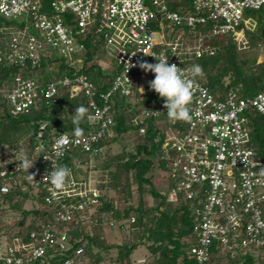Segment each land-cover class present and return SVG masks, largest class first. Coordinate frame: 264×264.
<instances>
[{
    "label": "built area",
    "instance_id": "1",
    "mask_svg": "<svg viewBox=\"0 0 264 264\" xmlns=\"http://www.w3.org/2000/svg\"><path fill=\"white\" fill-rule=\"evenodd\" d=\"M247 10L264 14V0H192L183 11L172 9L171 0H0V73L12 69L10 79L0 85V108L13 116L30 114L68 92L87 98L90 124L88 132L54 136L46 134L48 123L43 121L31 144L1 150L0 192L7 193L12 185L32 189L34 195L43 192L52 211V221L32 229L27 240L0 234L1 262L38 264L48 254L74 249L69 226L87 218L86 212L101 202V186L113 180L109 172L114 168L95 169L91 163L104 156V143L118 134L114 98L139 102L130 116L131 124L140 126L139 136L146 134L149 120L164 132V192L169 203L186 202L193 209L191 258L210 264L218 249L231 257L256 253L264 260V158L252 145L251 126V117L264 115V90L249 97L234 87L214 91L202 65L219 48L214 38L230 37L238 50L249 48L258 19L246 16ZM89 38L100 42L117 65L111 66L107 91H99L85 72L93 63L86 61L88 48L94 49L86 43ZM151 54L166 55L169 64L184 68L193 81L190 121H169L163 99L143 102L142 86L153 73L138 62L157 63ZM43 58L55 74L60 64L70 74L47 80L40 74ZM129 63L137 66L125 75ZM195 65L201 73L193 74ZM74 151L88 155L90 170L85 173L82 159H75L66 185L56 189L50 173ZM25 155L36 159L28 171L18 167ZM83 252L78 246L75 255L81 258ZM64 264L77 261L67 257Z\"/></svg>",
    "mask_w": 264,
    "mask_h": 264
},
{
    "label": "trees",
    "instance_id": "2",
    "mask_svg": "<svg viewBox=\"0 0 264 264\" xmlns=\"http://www.w3.org/2000/svg\"><path fill=\"white\" fill-rule=\"evenodd\" d=\"M191 4L192 0H171V8L177 11L190 8ZM257 19L256 31L249 35V48L253 46L262 47L264 44V14L260 12L257 15ZM86 43L88 47L93 46L94 49L90 50L88 48L87 50V64L93 63L85 69V72L96 83L99 91H107L113 76L103 72L99 62L96 61L100 57L97 54V45L92 43L91 38ZM213 44L219 46L216 54L202 60V65L207 73V82L212 90L222 91L229 87H234L242 97L253 96L264 90V62L257 63L258 55L250 60H239L238 51L241 50L237 49L236 44L230 37L214 38ZM98 49L100 50V48ZM95 55L98 57H95ZM48 61V59L43 58L40 68L41 76L47 80L53 74L57 76L70 74L64 67V64H60L61 69L55 74V71L52 72L48 68ZM11 75L12 69L2 70L0 73V85H2L5 79H10ZM226 77L230 79L228 84L225 82ZM113 101V117L118 134L114 139L104 143L107 145L122 139L124 141L128 140L129 135L133 133L139 136L138 130L140 126H134L130 121V116L138 110L139 102L128 101L125 98H114ZM150 101L161 103L162 98L148 87L143 102ZM79 106H84L87 109L88 104L85 96L73 98L70 97L68 92H62L58 98L50 100L48 104L43 105L40 109L30 114L13 116L7 112L6 107L0 108V152L3 149L12 150L17 148L21 142H24L26 145L31 144L40 123L43 121L48 123L47 135L52 134L56 136L62 132L75 131L88 132L90 124L87 119V111L79 120L74 117L75 109ZM71 112L74 113L71 115ZM166 124H163L165 130L167 129ZM145 126L147 132L144 136H139L134 149L130 150L126 144L123 146L120 154L111 156L109 154L110 148H107L105 159L95 165V169L114 168L115 174L111 182L101 186L104 192L101 202L94 206L92 212L89 210L86 212L87 218L76 221L69 226L68 233L74 249L66 255L51 257L48 254L38 264H64L67 257H74L78 264L83 261H85L84 264H101L103 261L101 256L95 254L93 258L90 250L94 246H102L100 242L103 240L104 225H112L114 222H117L118 224L120 223L119 227L123 229V221L126 219L130 221L132 218L135 221L133 223L130 222L131 227L136 232H140V228L143 227L145 231L142 237L146 236V232H148V238L153 239V244L156 245L153 247V252H160L157 264H176L180 258L182 264H197L190 256L194 237V216L189 212L190 205L186 202L169 203L164 190H162V187L166 185V173H168L167 164L161 159L164 132L158 129L154 121L149 120L145 123ZM251 126L252 145L258 150L260 156L264 158V115L251 117ZM75 159H82L85 165V173L89 171V157L79 151L70 152L64 159V165L74 167ZM84 168L82 167L81 169L83 170ZM122 171L135 175L140 192V201L136 206L129 204L120 209L114 200L109 197V191L122 186L119 184V175ZM146 184H149L151 187V195L156 200H160V205L155 207L158 209L156 210L157 214L153 213V208L147 209L145 201L142 200V192ZM127 189L130 190V187H127ZM125 191L126 189L123 188V195H125ZM128 195L130 197V191ZM32 199L36 201V205L33 206V209H26V202ZM3 204H7L13 210L23 212L24 214L23 218L20 217L16 219V222L11 224V229L0 226V234H4L8 238L21 237L27 240L32 229L52 221V211L44 203L43 192L34 195L32 189L23 190L21 186L12 185L7 193L0 192V208ZM161 205L173 207L172 212L162 209ZM29 216L33 220L26 225ZM89 219L90 221H88ZM88 226L90 229H87ZM184 238L185 240H183ZM78 246L84 247L81 258L75 255V250ZM113 246L107 245L104 248L105 250H109ZM116 247L119 249V256L113 263L127 264L128 259L126 258L130 256L136 244ZM214 252L215 256L210 264H256V259L251 253L245 255L237 254L236 257H231L229 254H224L218 249H215ZM221 253L226 258V263L218 260ZM259 261L261 264H264L263 259ZM0 264L4 263L0 261ZM144 264L148 263L145 262Z\"/></svg>",
    "mask_w": 264,
    "mask_h": 264
},
{
    "label": "rangeland",
    "instance_id": "3",
    "mask_svg": "<svg viewBox=\"0 0 264 264\" xmlns=\"http://www.w3.org/2000/svg\"><path fill=\"white\" fill-rule=\"evenodd\" d=\"M261 11H253V10H247L246 16L251 15L254 17H257L258 14H260ZM97 47L100 48V50L97 48V54L100 56L96 61L99 62L100 67L102 68L103 72L106 74H111L114 73L111 70L112 65H116V63L107 55L105 50L101 48L100 43H97ZM238 58L239 60H250L254 56L258 55L257 58V63L260 62V60H264V48L262 47H252L249 49L241 50L238 51ZM95 61V62H96ZM112 75V74H111ZM154 79V74H152V78L146 80V85L147 86H142L145 88V94L147 91V88L149 87V81ZM230 79L226 77L225 82L228 84ZM139 97V96H138ZM138 100V99H136ZM74 113V112H73ZM71 112V115L73 114ZM86 122V121H85ZM139 139V136L136 133L130 134L128 137V140L126 139L125 141L118 140L116 142H112L106 146L105 149V154L104 156H99L98 159L93 160L91 163L92 166L96 165L98 162L101 163L105 159V155L107 148H110L109 154L111 156H116L117 154H120V152L123 149V146L127 144L128 148L134 149V146L137 144V140ZM90 170V169H89ZM115 170L110 171L109 175L114 177ZM112 177V178H113ZM119 184L122 185L120 188L109 191V197L112 198L115 202L116 205L120 209H123L124 207L128 206L129 204H132L136 206L139 204L140 201V192L138 190V183L136 180V177L133 173H127L126 171H122L119 175ZM127 187H130V190L127 189ZM123 188L126 189L125 195H123ZM150 185L146 184L144 186L143 192H142V200L145 201V205L147 209L153 208L154 214H157L158 210L157 205H160V200H156L155 197L151 195L150 191ZM164 190V186L162 187ZM129 191H130V197H129ZM34 194V193H33ZM128 196V197H127ZM36 205V201L34 199L28 200L25 204L26 209H33V206ZM161 208L164 210H169V212H172L173 207L169 205H161ZM187 208V207H186ZM188 209V208H187ZM192 208L190 207L189 212H192ZM156 211V212H155ZM160 213V212H159ZM23 218L24 214L23 212L20 211H15L13 210L9 205L3 204V206L0 208V226H4L6 228L11 229V224L16 222V219ZM105 219V218H104ZM32 217H28V222L26 223L29 224V222H32ZM90 221V219L88 220ZM130 222L128 219L123 221V229L119 227L120 223L118 224L117 222H114L112 225L110 224H105L104 229H103V240L100 242V245L102 246H94L90 250V254H92L93 258L95 254H99L102 258V263L101 264H114L113 261L119 256V249L116 246H121V245H133L136 244L135 249L132 251L130 256H128L126 259H128L127 264H134L138 263L140 261H143L144 263L148 264H157V259L160 257V252L154 253L153 252V247L156 246L153 244V239L148 238V232H146V236L142 237L143 232L145 231L144 228H140V232H136L134 228L131 227ZM87 229H90L88 226ZM136 232V233H135ZM101 234V232H100ZM185 240V238L183 239ZM107 245H114L111 247L109 250H105L104 246ZM256 264H261L260 259L261 257L259 254H253ZM90 258V256H88ZM86 259H88L86 257ZM220 262L226 263L227 260L226 258L223 257V253H221V256L218 258ZM262 261V260H261ZM85 261L82 263L79 262V264H84ZM78 264V263H77ZM176 264H182L181 258L179 259L178 263Z\"/></svg>",
    "mask_w": 264,
    "mask_h": 264
},
{
    "label": "clouds",
    "instance_id": "4",
    "mask_svg": "<svg viewBox=\"0 0 264 264\" xmlns=\"http://www.w3.org/2000/svg\"><path fill=\"white\" fill-rule=\"evenodd\" d=\"M151 56L158 62L154 64L146 61L138 62V66L143 71L154 74V79L149 81V88L164 100L163 107L167 109L166 115L169 121H190L192 118L190 104L194 94L193 81L186 78L184 68H180L176 64H169L166 55L151 54ZM127 65L125 75L131 67L137 66L131 63ZM191 71L193 74H199L202 69L199 65H195ZM140 89L142 92L144 91L143 88ZM86 111L84 106L76 107L74 117L79 120ZM35 160L25 155L18 161V167L28 171L34 166ZM34 175L30 176L34 179ZM70 176L71 169L67 165H56L50 173V183L56 189H62Z\"/></svg>",
    "mask_w": 264,
    "mask_h": 264
}]
</instances>
